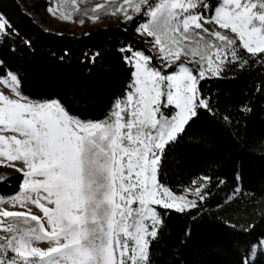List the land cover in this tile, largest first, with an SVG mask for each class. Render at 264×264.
<instances>
[{
	"label": "snow or ice",
	"instance_id": "obj_1",
	"mask_svg": "<svg viewBox=\"0 0 264 264\" xmlns=\"http://www.w3.org/2000/svg\"><path fill=\"white\" fill-rule=\"evenodd\" d=\"M77 5L50 0L48 11L72 22L77 12L93 22L101 12L140 17L136 31L149 54L125 50L130 82L100 121L82 120L56 99L23 96L11 70L0 76L10 92L0 91V163L24 177L17 194L0 199V264H149L162 223L157 208L185 212L206 198L202 181L177 193L159 180L166 146L199 109L211 111L200 82L248 65L242 51L264 54V0H220L211 12L206 0ZM13 35L0 13V38ZM43 241L47 248L37 246Z\"/></svg>",
	"mask_w": 264,
	"mask_h": 264
},
{
	"label": "trees",
	"instance_id": "obj_2",
	"mask_svg": "<svg viewBox=\"0 0 264 264\" xmlns=\"http://www.w3.org/2000/svg\"><path fill=\"white\" fill-rule=\"evenodd\" d=\"M209 12L220 0H206ZM46 0H0V13L15 35L0 38V76L18 75L20 92L36 101L56 99L82 120L106 118L130 82L125 51L148 46L137 24L112 22L86 32L45 26ZM200 82L211 111L199 109L164 149L159 180L177 193L193 181L206 198L185 212L157 208L162 218L149 249V264H264V54ZM228 120L225 121L224 117ZM204 177H210L204 181ZM23 180L11 169L0 195L15 194Z\"/></svg>",
	"mask_w": 264,
	"mask_h": 264
},
{
	"label": "rangeland",
	"instance_id": "obj_3",
	"mask_svg": "<svg viewBox=\"0 0 264 264\" xmlns=\"http://www.w3.org/2000/svg\"><path fill=\"white\" fill-rule=\"evenodd\" d=\"M46 1L48 2V5L46 6L43 15H44V19H45V26L51 30L60 29V30L71 31V32H86L90 28H96L98 26H104V25H107V24L112 23V22L124 21L119 16H114L111 14H105L104 12L100 13V18L98 20H96L95 22H93L87 16L81 14V12H77L73 16V20L77 21V22L65 21V20L58 18L57 16H53L48 11L50 0H46ZM105 2H106V0H78L77 7L81 10H83L85 8L91 9L97 3H105ZM69 6L70 5H66L65 7H69ZM81 19L84 20V23H82V24L78 22ZM0 91H4L5 94H10L9 90L5 89L3 85H0ZM34 101H36V100H34ZM103 119H105V118H103ZM103 119H101V120H103ZM98 121H100V120H98ZM11 169H15V168L8 166L7 163H0V179L3 178ZM23 179H24V177H23ZM21 184H22V182H21ZM21 184H20V186H21ZM19 191H20V188L15 194H17ZM15 194H13V195H15ZM13 195H10V196L0 195V199L8 200ZM190 198H194V197H190ZM3 208H5L7 210H12V207L7 203H5L3 205ZM15 210H22V209H20L17 206ZM33 212L36 214H40L39 210L36 209L34 206H33ZM37 246H39L41 248H47L49 245L46 241H43V242H39ZM259 249H261V247L258 244L255 250H259Z\"/></svg>",
	"mask_w": 264,
	"mask_h": 264
},
{
	"label": "bare ground",
	"instance_id": "obj_4",
	"mask_svg": "<svg viewBox=\"0 0 264 264\" xmlns=\"http://www.w3.org/2000/svg\"><path fill=\"white\" fill-rule=\"evenodd\" d=\"M257 246V245H256ZM261 247V249L264 251V246H260ZM256 249V248H255ZM253 253H254V251H252V255H253ZM252 255H251V259H252Z\"/></svg>",
	"mask_w": 264,
	"mask_h": 264
},
{
	"label": "water",
	"instance_id": "obj_5",
	"mask_svg": "<svg viewBox=\"0 0 264 264\" xmlns=\"http://www.w3.org/2000/svg\"><path fill=\"white\" fill-rule=\"evenodd\" d=\"M257 250L254 251L253 255H252V259L255 257Z\"/></svg>",
	"mask_w": 264,
	"mask_h": 264
}]
</instances>
